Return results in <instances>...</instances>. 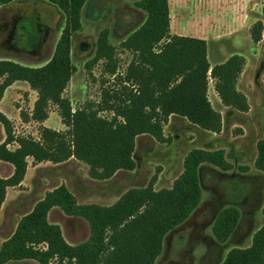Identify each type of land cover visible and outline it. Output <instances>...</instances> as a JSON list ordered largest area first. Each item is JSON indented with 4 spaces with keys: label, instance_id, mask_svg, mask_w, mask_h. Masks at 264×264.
Listing matches in <instances>:
<instances>
[{
    "label": "trees",
    "instance_id": "1",
    "mask_svg": "<svg viewBox=\"0 0 264 264\" xmlns=\"http://www.w3.org/2000/svg\"><path fill=\"white\" fill-rule=\"evenodd\" d=\"M17 0H0V7ZM55 6L65 24L52 56L39 67H26L0 60V100L15 82H25L37 97L30 114L23 111L22 122L43 123L55 106L63 131L45 127L38 139L16 136L13 124L0 112L5 140L0 144V161L13 167L12 175L0 178V207L6 189L19 186L31 158L33 164H60L75 159L88 167L89 178L110 179L116 172L133 171L135 141L149 135L166 144L163 129L170 116L185 118L200 129L219 134L221 114L208 99L209 83L224 107L247 113L246 97L237 82L245 60L232 55L221 64L210 66L207 43L203 39L172 35L168 0H138L135 7L146 14L144 23L119 45L132 55L124 72H119L117 48L109 42V31L97 38L87 68L103 62L104 87L97 104L86 103L72 109L64 92L75 72L71 60L72 36L81 30V12L86 0H42ZM264 12V5H263ZM263 25L250 31L254 43L261 40ZM264 83V77H263ZM16 144L15 149L7 146ZM256 170L264 174V141L256 145ZM209 165L222 172L232 170L223 150L192 149L183 159L182 173L171 188L155 190L153 176L144 188L126 191L110 206L80 205L64 185H60L23 216L13 234L0 246V264L31 260L37 264H155L168 234L186 222L201 202L200 172ZM246 171V168H241ZM57 208L68 217L80 218L89 227L86 241L76 246L63 238L58 225L47 216ZM264 216V203L261 208ZM240 219L234 207L220 210L212 225V235L224 243ZM221 264H264V226L257 230L247 248L231 249Z\"/></svg>",
    "mask_w": 264,
    "mask_h": 264
},
{
    "label": "rangeland",
    "instance_id": "2",
    "mask_svg": "<svg viewBox=\"0 0 264 264\" xmlns=\"http://www.w3.org/2000/svg\"><path fill=\"white\" fill-rule=\"evenodd\" d=\"M137 1L86 0L81 12V30L72 36L71 60L75 72L64 92L73 110L86 103L97 104L102 89L112 84L111 78L102 75L103 62L92 68L86 66L94 55L102 30L109 31V42L117 48L119 72H124L130 62L132 55L121 50L119 45L145 21L146 14L135 7ZM247 1L250 17L246 19L244 29L237 32L232 24L233 18L217 2L170 0V33L205 40L210 65L221 64L235 54L244 58L245 65L237 89L247 99V113L224 107L214 91L213 82H210L208 99L222 117L219 134L204 131L185 118L176 116L172 125L165 129L164 136L170 139L169 143H158L149 135L136 138L133 154L135 169L121 171L113 183L92 181L88 176V167L83 163H77L76 178L64 174L68 177L66 181L69 187L79 199L77 203L110 206L129 189L146 187L153 176L157 177L155 190L171 188L173 181L182 173L185 155L192 149L223 150L232 170L222 172L209 165L202 167L200 205L191 215L189 223L177 231V235H182L187 242L182 241L184 250L180 255L170 257L177 264H221L231 249L249 247L254 233L264 226V216L261 214L264 174L254 167L257 142L264 141V0ZM257 22L262 23L263 30L261 40L254 43L250 31ZM64 24L63 13L42 0H19L3 7L0 9V59L26 67L45 64L52 56ZM102 80H108L109 84L103 87ZM13 90L14 93H8V97L13 96L9 103L20 108V112L29 114L31 103L37 97L36 92L33 93L30 88L25 92L22 87ZM8 111H12L11 107H8ZM49 113L48 125L65 130L58 109L51 106ZM13 128L18 136H32L39 130L36 124L28 128L22 121ZM3 133L0 125V137ZM241 168H246V171ZM49 176L50 187L56 186L59 183L56 175L50 173ZM227 207L239 211V226L226 242L218 243L212 235L211 226L217 213ZM51 219L58 221L66 237L72 238L74 243L84 241L89 235L88 224L83 220L65 215L59 219L56 213L52 214ZM166 245H163V250ZM167 255L168 252L160 255L155 264H167ZM23 263L36 264L33 261Z\"/></svg>",
    "mask_w": 264,
    "mask_h": 264
},
{
    "label": "crops",
    "instance_id": "3",
    "mask_svg": "<svg viewBox=\"0 0 264 264\" xmlns=\"http://www.w3.org/2000/svg\"><path fill=\"white\" fill-rule=\"evenodd\" d=\"M17 1H19V0H17ZM15 2L16 1H14L13 3H15ZM215 2L219 3V6H221V9L226 10V12L230 14V17L233 18L232 24L234 25L235 28H237V32H241L244 29L243 27H244V24L246 23L245 22L246 19L248 17H250L248 1L247 0H212V3H215ZM168 4H169L170 29H171V17L172 16H171L170 0H168ZM3 7H8V5L1 6L0 9H2ZM178 36H181V35H178ZM58 38H59V36H58ZM2 60H5V59H2ZM210 66L213 67V65H210ZM24 83L25 82L13 83L10 87H8L5 90L4 95H3L2 99L0 100V112L7 119L10 120V122L13 124V126L16 123H18L19 121H21L20 117H19V113H20L21 109L16 108L14 105L9 103L11 97H13V96L9 95V97H8V93L10 91H12V93H14L15 90H13V89L16 87H22L25 92L30 91L28 88L29 86L27 87ZM32 92L35 93L34 91H32ZM35 100H36V98H34V100L31 103L30 113L33 109V105H34ZM8 107H11L12 111H8ZM50 114L51 113H49L48 119L45 120L43 123H37L34 121L22 122V123L24 126H26L28 128L32 124H36L39 128L45 127V128H49L52 130L61 131L60 129H54L48 125V121H49L50 116H51ZM175 117H176L175 115H172L169 117L168 123L164 127V130H163L164 133H165V129L172 125V121ZM1 127H2V125H1ZM14 133L16 136H18L17 132L14 131ZM21 136H24V135H21ZM31 137H33L34 139H38V131L32 133ZM4 140H5V134L3 133L0 137V144H2L4 142ZM7 147L9 149H15L17 147V145L12 144V145L7 146ZM27 163H29V165L27 167V171H26V174L24 176L22 183L17 187H9L6 189L5 199H4V202L2 203V205L0 207V246L2 245V243L4 241H6L7 239H9L11 237V235L13 234V232L16 229V226H17L19 220L23 216L29 214L33 210L34 206L44 198V196L47 192L52 191L53 189H55L56 187H58L60 185H64L68 189V191L75 197V199L77 201L79 200L76 193L69 187V185L66 181V178H68V177H66L64 174L72 175L74 178H76L77 174H76L75 169L77 168V165H78L77 163H81V162H78L75 159H69L68 161L60 163V164H52L50 162L33 164L32 159L28 158ZM135 165H136V163H135ZM121 171H123V170L116 172L110 179L104 180V181H107L109 183H113V181H115L116 177L119 175V173ZM12 173H13V167L8 163L0 161V178L7 179L12 175ZM50 173L55 174L56 175L55 179L59 180L58 181L59 183L56 186L53 185L50 187V185H49V182L51 180V177L49 176ZM200 174H201V172H200ZM91 180L97 181V180H93V179H91ZM200 183H201V181H200ZM84 204H81V205H84ZM56 209L57 208H54V209L49 211L47 219H48V222L50 224L58 225L60 227L64 240L71 246H76V245L81 244L84 241H86L88 236L84 239V241H82L80 243H74L72 241V238L66 237L65 230L63 229V227L58 224V221H54L53 219H51L53 213H56V215L59 219H60V217H62L64 215L60 210H56ZM70 218L80 219V218H74V217H70ZM79 221H82V219H80ZM24 261H31V260H24ZM7 264H24V263H23V261H18V262H9Z\"/></svg>",
    "mask_w": 264,
    "mask_h": 264
},
{
    "label": "flooded vegetation",
    "instance_id": "4",
    "mask_svg": "<svg viewBox=\"0 0 264 264\" xmlns=\"http://www.w3.org/2000/svg\"><path fill=\"white\" fill-rule=\"evenodd\" d=\"M234 182H235V180H233ZM232 181V182H233ZM233 182V183H234ZM235 184V183H234ZM216 218V217H215ZM190 219H191V216L189 217V219L186 221V222H184L181 226H179L178 228H176L174 231H172L169 235L170 236H166V238H165V241H164V244L165 243H167V245H166V248H165V250H163L162 251V254H161V256L162 255H164L165 253H167L168 252V255L166 256V257H168V261H167V264H177V261H174V260H172L170 257H175L176 255H180V252H182L183 250H184V248H183V246H182V241L186 244V240L187 239H185V240H183V236L182 235H177V231L179 230V229H181L182 227H183V225H187V223H189V221H190ZM215 220V219H214ZM240 220V219H239ZM209 221V220H208ZM207 221V222H208ZM214 223V222H213ZM213 225V224H212ZM238 226H239V222H238V224H237V226H236V228H235V230L238 228ZM211 229H212V226H211ZM234 230V231H235ZM233 231V232H234ZM174 234H176L177 236L176 237H171L172 235H174ZM170 237V238H169ZM169 240L171 241V242H169ZM174 242V243H173Z\"/></svg>",
    "mask_w": 264,
    "mask_h": 264
}]
</instances>
